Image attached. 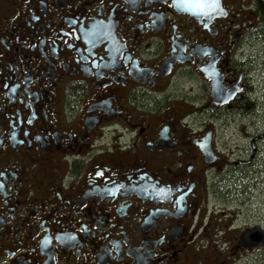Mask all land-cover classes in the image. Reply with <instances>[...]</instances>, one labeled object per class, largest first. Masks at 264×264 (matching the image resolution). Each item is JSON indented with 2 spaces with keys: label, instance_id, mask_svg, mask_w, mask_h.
<instances>
[{
  "label": "flooded vegetation",
  "instance_id": "af4514ba",
  "mask_svg": "<svg viewBox=\"0 0 264 264\" xmlns=\"http://www.w3.org/2000/svg\"><path fill=\"white\" fill-rule=\"evenodd\" d=\"M260 41L264 0H0V264H264Z\"/></svg>",
  "mask_w": 264,
  "mask_h": 264
},
{
  "label": "rangeland",
  "instance_id": "374dc122",
  "mask_svg": "<svg viewBox=\"0 0 264 264\" xmlns=\"http://www.w3.org/2000/svg\"><path fill=\"white\" fill-rule=\"evenodd\" d=\"M250 50L249 57L254 68L250 74L253 75L252 84L255 87V101L251 102L255 103L248 104L247 113L243 118L232 120L228 124V136L223 140H227V144L232 147L236 143L243 145L244 158H248L252 153L251 142L254 141L256 146L254 162L246 166L245 174L233 178L230 181L232 183L227 186H230L229 193L234 199H243V210L259 209L264 214V42H258L253 50ZM253 173L255 175H252Z\"/></svg>",
  "mask_w": 264,
  "mask_h": 264
}]
</instances>
